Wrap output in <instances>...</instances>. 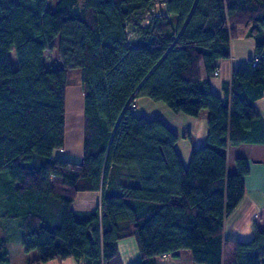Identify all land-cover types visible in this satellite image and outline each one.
<instances>
[{
	"label": "trees",
	"instance_id": "1",
	"mask_svg": "<svg viewBox=\"0 0 264 264\" xmlns=\"http://www.w3.org/2000/svg\"><path fill=\"white\" fill-rule=\"evenodd\" d=\"M246 39L260 55L264 0H0V230L16 222L24 251L38 252L27 264H123L126 238L137 264L183 250L197 264H264V231L224 235L250 173L242 156L230 172V149L264 144V61L234 68L224 97L211 84ZM55 47L62 66L48 68ZM71 69L81 71L80 161L54 156L66 146ZM140 98L208 111V143L186 161L165 122L137 113ZM81 193L101 205L76 212ZM7 241L0 264H11Z\"/></svg>",
	"mask_w": 264,
	"mask_h": 264
},
{
	"label": "crops",
	"instance_id": "2",
	"mask_svg": "<svg viewBox=\"0 0 264 264\" xmlns=\"http://www.w3.org/2000/svg\"><path fill=\"white\" fill-rule=\"evenodd\" d=\"M255 55V41L253 39L234 41L232 45V61H220L219 76L212 80V89L218 95L224 97L225 91L223 85L231 81L232 70L234 68L245 67L247 62ZM137 103V113L146 117L159 116L157 112L165 109H159V104H154L145 98L138 99ZM256 105L264 120V98L258 100ZM148 107L152 108V114H148L145 111ZM171 118L175 121L173 125L169 124L168 126L179 137L178 150L183 159L188 161L193 148L204 146L208 143V111H203L198 117H189L183 113L172 112ZM69 121L70 117L66 116V146L64 152L71 154L70 151H80V146L83 142V128L81 127L82 123L78 125L76 121L72 123H69ZM78 130L82 132L81 142L80 138L78 139L76 136ZM188 131L193 137L192 142L185 140V135ZM240 156L248 159L250 173L245 177L246 190L243 199L225 220L224 235L225 238L231 240L249 241L256 232L264 231V144L232 147L230 149L231 159L229 167L231 173L234 170L233 160L235 157ZM96 198L97 195L94 193H81L74 204V210L78 213L93 210L91 207L92 204L94 205ZM1 231L3 232V230ZM9 245L10 242L8 240V249ZM118 250L123 264H137L140 262V253L134 238L120 240L118 242ZM33 252H25V257H30ZM188 254L186 257H184L183 253H180V256L176 258L158 257L157 264H197L193 261L190 253ZM44 264H79V262L75 258H67L62 261L51 260Z\"/></svg>",
	"mask_w": 264,
	"mask_h": 264
},
{
	"label": "rangeland",
	"instance_id": "3",
	"mask_svg": "<svg viewBox=\"0 0 264 264\" xmlns=\"http://www.w3.org/2000/svg\"><path fill=\"white\" fill-rule=\"evenodd\" d=\"M56 2V1H55ZM55 2H53V6L50 8H54V4ZM134 36V34H130V37L132 38ZM57 43V41H56ZM51 54L52 56L48 57V61H47V66L48 68H58L61 67V62H59L58 60V52H57V47L53 48L51 51L48 52V55ZM256 56H254L252 59H254ZM55 58H56V62H55ZM69 74V83H70V87L68 90V96H67V110H66V116L70 117V121L69 123L72 122H77V124L81 125V127L83 128V93L82 90L80 88V78H81V71L79 69H71L68 72ZM154 104H157L154 102ZM133 108H135V105H132ZM143 108V107H142ZM164 110H159L157 113L159 114V116L154 115L152 117H148V119H154V118H158L160 120H162L163 122H165L167 125L171 124L173 125V122L175 121L174 119L171 118L172 112L165 106V104L163 103H159V109H163ZM148 114H152L153 110L152 108L148 107L145 110ZM77 138H80V142H81V136H82V132L80 130H78V132L76 133ZM82 150H83V142L81 143L80 146V151H70L71 154H69L68 152H64V150H58L54 152V156L55 157H62L65 159H69V160H75V161H80L82 159ZM66 151V150H65ZM80 196V195H79ZM78 196V198H79ZM78 200V199H77ZM93 201V200H91ZM86 203V202H85ZM87 205V204H86ZM101 205V199L100 196L97 195L96 200H94V205L92 204L91 209L96 208L98 206ZM10 225V228L8 229L7 232H2L0 230V238L1 237H6L9 242V249H10V260H11V264H27V261H32L35 258H37L38 256V252L35 250L33 252V254L30 255V259L25 257V251L24 248L22 246V237H23V233L21 232V230L17 227L16 222H9L8 223ZM180 253H183L184 257H186L187 255H189L188 253H190L189 250H183Z\"/></svg>",
	"mask_w": 264,
	"mask_h": 264
},
{
	"label": "built area",
	"instance_id": "4",
	"mask_svg": "<svg viewBox=\"0 0 264 264\" xmlns=\"http://www.w3.org/2000/svg\"><path fill=\"white\" fill-rule=\"evenodd\" d=\"M261 60L264 61V48L262 49L260 55L256 56L253 61L254 62H258V61H261Z\"/></svg>",
	"mask_w": 264,
	"mask_h": 264
}]
</instances>
